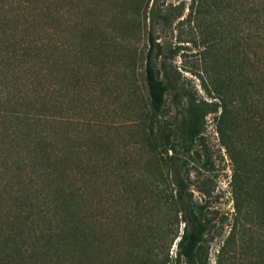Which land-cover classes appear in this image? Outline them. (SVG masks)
<instances>
[{"label":"trees","instance_id":"trees-1","mask_svg":"<svg viewBox=\"0 0 264 264\" xmlns=\"http://www.w3.org/2000/svg\"><path fill=\"white\" fill-rule=\"evenodd\" d=\"M59 1L0 0V264H209L198 256L208 233L206 207L195 203L181 171L209 114H215L232 172L233 212L221 221L228 233L215 264H264V0L234 1L236 33L220 32L226 49L221 70L203 82L211 101L176 92L177 113L170 123L161 116L171 84L159 78L153 36L154 26L169 20L163 0H137L127 11L137 19L138 32L149 20L144 55L149 110L137 124L152 154L144 166L146 179L157 190L152 196L157 208H168L170 225L166 230L159 220L153 238L135 237L124 257L117 228L111 235L101 215L97 220L87 208L97 164L90 158L94 143L80 130L100 122L93 115L78 119L85 116L77 99L70 98L66 108L59 99V53H71L69 46L60 50ZM63 1L71 14V0ZM213 8L227 12L221 1L201 0V16L212 17ZM75 25L85 47L72 57L102 62L105 57L97 53L103 39L91 41L85 24ZM161 184L173 192L158 191Z\"/></svg>","mask_w":264,"mask_h":264},{"label":"rangeland","instance_id":"rangeland-1","mask_svg":"<svg viewBox=\"0 0 264 264\" xmlns=\"http://www.w3.org/2000/svg\"><path fill=\"white\" fill-rule=\"evenodd\" d=\"M134 1L137 0H71L72 13L67 14L64 1L60 0L56 23L60 50L67 51L69 46L71 52L67 57L59 53V99L65 103L64 108L70 98L77 99L85 116L78 119L88 121L93 115L100 122L97 126L84 125L80 130V134L94 143L88 156L97 164L92 168L87 208L96 219L101 215L111 235L118 232L114 236L118 237L123 257L135 237L149 236L151 240L152 227L157 223L161 221L166 230L170 225V212L167 207L159 210L155 205L152 196L157 190L151 191L152 182L146 179L148 173L144 169L152 154L144 143L146 133L137 121L149 110L144 81L149 20L146 28L136 30L137 19L127 12ZM218 1L227 7V12L213 8L212 17L201 16V0L161 2L162 13L169 20L167 24L155 25L153 36L159 46L156 60L159 78L171 84L161 116L166 123L172 122L177 113L176 92L186 91L199 101H211L203 82L207 84L221 70L226 49L219 38L224 31L236 33L232 7L235 0ZM80 20L87 27L91 41L103 39L97 53L105 57L102 62L100 57L90 60V64L89 58L72 57L85 47L81 43L82 32L75 25ZM214 117L215 114L206 117L202 139L183 158L181 170L195 203L206 207L208 233L198 256L209 264H215L219 245L228 233L226 223L223 226L221 221L230 218L233 212L232 172L225 150L219 144ZM158 187V191L168 195L174 189L167 184ZM201 189L210 195L204 196ZM175 252L174 242L168 249L169 256L174 257ZM117 258L122 256L117 254Z\"/></svg>","mask_w":264,"mask_h":264}]
</instances>
